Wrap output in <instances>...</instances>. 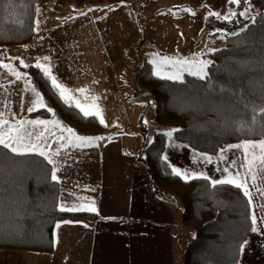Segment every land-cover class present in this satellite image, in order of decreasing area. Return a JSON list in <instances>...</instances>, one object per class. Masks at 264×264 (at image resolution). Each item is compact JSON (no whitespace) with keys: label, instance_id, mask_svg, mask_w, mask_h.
Masks as SVG:
<instances>
[{"label":"rangeland","instance_id":"374dc122","mask_svg":"<svg viewBox=\"0 0 264 264\" xmlns=\"http://www.w3.org/2000/svg\"><path fill=\"white\" fill-rule=\"evenodd\" d=\"M258 12V6L251 0L240 3L232 0H40L34 39L24 49L7 48L0 54V120L8 121L5 130L22 126V136L25 130L31 134L24 136L22 145L35 144L39 149L36 152L45 153L55 167L57 155L53 152L58 155L74 152L75 160L68 169L71 175L61 178L62 182L80 176L77 174L78 161L82 171L98 162L91 151L100 149V135L91 136L89 138L93 139L77 146L80 141L73 137L81 136L63 126L54 115L28 116L29 109L33 111L46 106L27 70L30 65L39 63L43 69L48 68L51 77L67 90L65 97L73 99L75 105H81L79 109L83 113H95V106H98L100 119L106 125L122 130L109 132L110 139L121 140L124 148L137 156L145 155L146 146L157 132L166 133L171 142L175 140L176 128L156 121V108L151 99L137 98L141 93L136 83L141 66L149 62L154 74L173 80H182L186 74L204 78L213 61L212 52L226 44L228 35L244 29L246 23L243 22L253 20ZM225 16L230 18L225 19ZM16 73L20 74L19 79ZM247 141L260 140L231 144L221 155L205 153L207 167L196 161L190 162V168L201 174L209 173V170L224 173L227 175L225 180L236 179L238 182V174H241L249 184L247 190L252 193L249 198L254 212L262 209L264 216V194L257 191L258 188L264 190V177L258 175L255 181L251 180L245 166L248 161L244 148L233 147ZM176 144L185 151L184 145ZM87 148L91 151H86ZM119 173L120 169L116 177L110 178L112 184L117 179L121 181L117 178ZM98 177L104 179L103 174L97 175L93 170L91 187ZM244 179L240 178V181ZM158 197L172 206L164 201V196ZM77 209H84V206H77ZM65 239L66 235L59 230L52 254L0 249V264H76L68 261V251L63 248ZM183 241L189 243L188 232L182 237ZM130 242L131 239L127 244ZM251 244L249 239L246 254L243 250V264H249L250 259H253L251 264L263 263L259 260L256 263L255 259L260 245L254 247L257 250L252 253V258L247 257ZM71 246L73 256L81 255L78 264L92 263L94 255L95 261L101 260L93 235L81 241L82 252L76 239Z\"/></svg>","mask_w":264,"mask_h":264},{"label":"trees","instance_id":"16d2710c","mask_svg":"<svg viewBox=\"0 0 264 264\" xmlns=\"http://www.w3.org/2000/svg\"><path fill=\"white\" fill-rule=\"evenodd\" d=\"M259 9L244 29L227 36L212 52L206 77L186 74L182 80L163 78L139 69L137 86L151 92L156 121L176 129L174 138L190 148L217 154L227 146L264 139V0H251ZM40 0H0V54L24 49L36 33ZM28 76L42 94L45 107L30 117L54 115L79 136L121 132L84 115L72 99L62 97L42 67L30 65ZM108 133V135H106ZM168 135L157 132L139 156L154 192L175 197L182 220L194 237L184 251L183 264H239L242 247L252 229V207L244 189L232 183L214 184L207 177L185 179L173 172L165 157ZM53 166L38 152H12L0 145V249L52 254L59 220L96 219L86 210L60 206L61 186L52 179Z\"/></svg>","mask_w":264,"mask_h":264},{"label":"crops","instance_id":"0c3cea01","mask_svg":"<svg viewBox=\"0 0 264 264\" xmlns=\"http://www.w3.org/2000/svg\"><path fill=\"white\" fill-rule=\"evenodd\" d=\"M137 98L140 97L137 96ZM72 101L74 102L73 99ZM169 140H167L165 157L173 169L181 170L180 176L184 178L186 173L190 177H207L211 182L226 181L227 175L224 176V173L209 170V173L201 174L191 169V165L196 161L207 165L208 160L204 158L205 153L198 152L176 139L171 142H168ZM176 143L184 145L185 151L180 149ZM13 146L19 147L15 143ZM86 151L91 150L87 148ZM91 152L94 153L98 162L90 169L82 171L78 161L79 173L77 174L80 176L64 182L61 178L71 175L68 169L72 166V160H75L76 156L71 151L61 152L59 155L58 152H53L54 156L57 155L55 161L58 165L55 167L51 163L61 186L60 205L62 208L69 210L68 207L77 208L83 205L84 209L81 210H86L87 207L94 205L96 208L94 212L98 214L96 219L91 220H59L55 227V246L57 244L56 235L60 230L66 235L63 248L68 251V261H75L76 264L81 255H72L73 239H76L82 252L81 241H85L90 235L94 236V243H98L101 257L100 261H95L94 255L90 264H182L184 251L189 244L182 242V237L188 232L191 240L194 234L189 230L188 225L182 222L181 205L177 199L154 192L148 174L139 160V155L125 149L124 142L122 143L121 140L119 142L109 139L103 147ZM221 152L223 151L217 154L221 155ZM119 169L120 173L117 178L121 181L117 179L116 183L112 184L110 178L116 177ZM93 170L97 175L103 174L104 179L98 177V181H94V187H91ZM240 178L244 179L241 174H238L239 182H241ZM247 186H249L248 183ZM84 193H86L85 197ZM158 196H164V201L170 202L172 206L161 201ZM251 207L252 216L256 215V223L253 224L256 231L252 229L243 244L239 264L244 263L249 239L252 240V244L248 249L247 257L252 258V253L254 254V250H257L254 247L260 245L255 259L256 263L259 260L263 262L261 264H264V216L261 213L262 209L254 212L252 205ZM71 232L74 235H71ZM130 239L131 242L128 245L127 242ZM183 243H186L184 249H182ZM252 261L253 259H250L249 264Z\"/></svg>","mask_w":264,"mask_h":264},{"label":"snow or ice","instance_id":"6c2138e0","mask_svg":"<svg viewBox=\"0 0 264 264\" xmlns=\"http://www.w3.org/2000/svg\"><path fill=\"white\" fill-rule=\"evenodd\" d=\"M233 3H240L241 0H232ZM235 13H233L232 15H234ZM209 15H217L219 16V13H209ZM241 15H243V13H241ZM225 19H229V16H225ZM47 59V57L45 58ZM3 67H8V65H2ZM37 67H43L42 65H40L39 63H37L36 65ZM44 71L46 72V74H48L51 77V72L48 68H44ZM17 78H20V74L16 73ZM52 79V84L53 86L60 91V94L62 97H65V92L67 91L63 85H61L55 77H51ZM79 91L83 92V89H80ZM66 99H68V97H65ZM39 100V98H38ZM43 106V105H41ZM77 107H81L80 104L76 105ZM96 107V112H88L85 111L84 115L88 116V115H99V108L98 106ZM30 111L32 109H29ZM261 113H264V108L260 109ZM101 123H104L103 119L101 118ZM8 125V121L7 120H0V145H4L6 147L11 148L12 152H20L21 150L23 151H38L39 149L37 148V146L35 144L31 145V146H23L22 145V140L24 138V136H28L31 135L30 133H28L26 130L23 133V136L21 135V131H22V126L21 128H16L13 129L11 127L7 128V130H3L4 126ZM69 132H71V130H68ZM169 135H171V133H169ZM74 140L80 141V144L77 146H82L84 144V142L89 141L93 138H89V137H73ZM14 143L17 144H21V147H16L13 146ZM233 147H242L244 148L245 152H246V160L248 161L247 165H245L248 170H249V178L253 181H255L257 179V176H261L264 177V140H260V141H247L245 142L243 145H236ZM41 155H45V153L41 152ZM58 154V153H57ZM249 157H251V159H249ZM49 162L51 163V158H49ZM173 172L177 175H181V170L179 169H173ZM184 178L185 179H190L191 177L188 174H184ZM52 179L56 180L57 176L55 174V171L52 174ZM214 184H220V183H234L237 187H240L242 189H244V194L245 196L251 197L252 193H250L247 190V181H243V182H238L236 179H231V180H226V181H213ZM257 191L261 192L262 194H264V190L262 189H257ZM72 211L75 210H79L77 208H72L69 209ZM86 210L89 211H96V208L94 207V205L87 207ZM252 221L253 224L256 223V215L253 214L252 216ZM253 231H256V228H253Z\"/></svg>","mask_w":264,"mask_h":264},{"label":"water","instance_id":"95a60500","mask_svg":"<svg viewBox=\"0 0 264 264\" xmlns=\"http://www.w3.org/2000/svg\"><path fill=\"white\" fill-rule=\"evenodd\" d=\"M138 89H139V91H141V93H139V95H138V97H140V98L151 95V92L148 90H142L139 86H138Z\"/></svg>","mask_w":264,"mask_h":264}]
</instances>
